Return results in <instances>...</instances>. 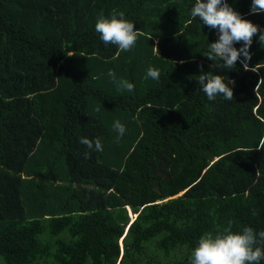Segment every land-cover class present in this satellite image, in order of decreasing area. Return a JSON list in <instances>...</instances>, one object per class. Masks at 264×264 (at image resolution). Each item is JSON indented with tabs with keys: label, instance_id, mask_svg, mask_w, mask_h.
<instances>
[{
	"label": "trees",
	"instance_id": "trees-1",
	"mask_svg": "<svg viewBox=\"0 0 264 264\" xmlns=\"http://www.w3.org/2000/svg\"><path fill=\"white\" fill-rule=\"evenodd\" d=\"M226 2L264 29L251 0ZM194 4L0 0V264H190L206 233L264 230V44L222 68ZM120 12L142 33L129 51L95 31ZM201 72L233 99L209 101Z\"/></svg>",
	"mask_w": 264,
	"mask_h": 264
},
{
	"label": "clouds",
	"instance_id": "clouds-1",
	"mask_svg": "<svg viewBox=\"0 0 264 264\" xmlns=\"http://www.w3.org/2000/svg\"><path fill=\"white\" fill-rule=\"evenodd\" d=\"M264 12V0H251L250 13ZM191 17L199 18L204 25L218 30V39L210 43L207 58L209 60H221L222 68L233 69L240 61L245 69L251 59L249 48L253 37L259 32V42L264 44V29L251 21L244 19L234 10L226 0H195L191 9ZM95 31L105 44L116 45L120 51L131 50L141 32L134 28V24L124 18V13L113 14L110 18L98 17L95 22ZM150 36L148 37V39ZM242 42V47L237 49L235 43ZM243 57V59H241ZM253 70V69H251ZM118 90L132 92L134 85L126 79H117L114 72H108ZM147 77L159 80L160 72L154 67L147 69ZM198 83L209 101L215 100L218 95H223L227 100L233 99V91L223 81L221 75H211L201 72ZM99 111V108L96 109ZM113 129L118 133L117 142L123 136L125 126L116 120ZM81 144L89 150L102 152L103 145L99 138L94 141L87 137L80 138ZM257 149H264V141H261ZM250 149L249 151H251ZM90 152H85L87 159ZM264 241V230L256 233L253 228L245 227L242 232L233 233L231 225L222 234L206 233L199 238L197 246L190 255V264H259L264 259V250L254 247L257 240Z\"/></svg>",
	"mask_w": 264,
	"mask_h": 264
},
{
	"label": "rangeland",
	"instance_id": "rangeland-1",
	"mask_svg": "<svg viewBox=\"0 0 264 264\" xmlns=\"http://www.w3.org/2000/svg\"><path fill=\"white\" fill-rule=\"evenodd\" d=\"M127 211H128V214H129V216H130V218H131V216H132L133 214L131 215V214L129 213L130 211H129V210H127Z\"/></svg>",
	"mask_w": 264,
	"mask_h": 264
},
{
	"label": "water",
	"instance_id": "water-1",
	"mask_svg": "<svg viewBox=\"0 0 264 264\" xmlns=\"http://www.w3.org/2000/svg\"><path fill=\"white\" fill-rule=\"evenodd\" d=\"M179 193H180V192H178V193H176V194H179ZM176 194H175V195H176ZM172 196H174V195H172ZM127 208H128V207H127ZM128 210H129V208H128ZM132 216H134V214H133Z\"/></svg>",
	"mask_w": 264,
	"mask_h": 264
},
{
	"label": "bare ground",
	"instance_id": "bare-ground-1",
	"mask_svg": "<svg viewBox=\"0 0 264 264\" xmlns=\"http://www.w3.org/2000/svg\"><path fill=\"white\" fill-rule=\"evenodd\" d=\"M130 213V212H129Z\"/></svg>",
	"mask_w": 264,
	"mask_h": 264
}]
</instances>
